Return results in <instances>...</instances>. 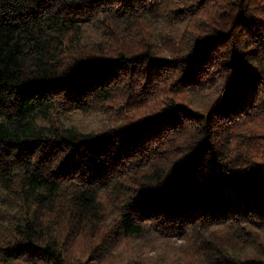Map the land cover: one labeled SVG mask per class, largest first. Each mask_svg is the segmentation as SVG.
I'll return each mask as SVG.
<instances>
[{"label": "trees", "instance_id": "1", "mask_svg": "<svg viewBox=\"0 0 264 264\" xmlns=\"http://www.w3.org/2000/svg\"><path fill=\"white\" fill-rule=\"evenodd\" d=\"M119 256L264 264V0H0V264Z\"/></svg>", "mask_w": 264, "mask_h": 264}, {"label": "rangeland", "instance_id": "2", "mask_svg": "<svg viewBox=\"0 0 264 264\" xmlns=\"http://www.w3.org/2000/svg\"><path fill=\"white\" fill-rule=\"evenodd\" d=\"M114 105H116V107L118 106V103H114ZM154 108L153 103L148 104L145 107H139V108H135L134 110H131L130 112L127 110L124 112L125 114H131V115H136L138 114V117H141L143 115H147L152 109ZM137 117V116H134ZM73 122L80 125V127L85 128V129H94V128H98L100 126H102L103 123V117H101V115H95V114H90V113H83V114H78L76 116H74ZM90 131V130H89ZM108 214L113 215L115 213L111 212V210H108ZM132 241L128 242V245H132ZM131 247V246H130ZM72 256H74L75 254L78 256V258L81 259H86V257L88 256V253L85 254V245L83 243V241H80L76 247L71 251ZM121 259V257L119 256L118 258H116L115 260H107V261H103V262H99V264H117L119 262V260Z\"/></svg>", "mask_w": 264, "mask_h": 264}]
</instances>
